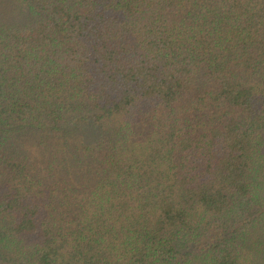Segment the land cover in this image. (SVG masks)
I'll return each instance as SVG.
<instances>
[{
  "label": "trees",
  "instance_id": "16d2710c",
  "mask_svg": "<svg viewBox=\"0 0 264 264\" xmlns=\"http://www.w3.org/2000/svg\"><path fill=\"white\" fill-rule=\"evenodd\" d=\"M0 264H264V0H0Z\"/></svg>",
  "mask_w": 264,
  "mask_h": 264
}]
</instances>
